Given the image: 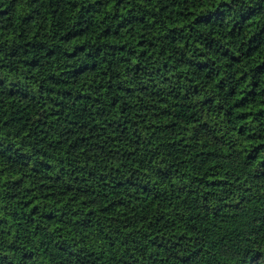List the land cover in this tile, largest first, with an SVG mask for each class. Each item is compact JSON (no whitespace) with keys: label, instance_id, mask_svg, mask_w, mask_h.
Returning a JSON list of instances; mask_svg holds the SVG:
<instances>
[{"label":"trees","instance_id":"1","mask_svg":"<svg viewBox=\"0 0 264 264\" xmlns=\"http://www.w3.org/2000/svg\"><path fill=\"white\" fill-rule=\"evenodd\" d=\"M0 264H264V0H0Z\"/></svg>","mask_w":264,"mask_h":264}]
</instances>
